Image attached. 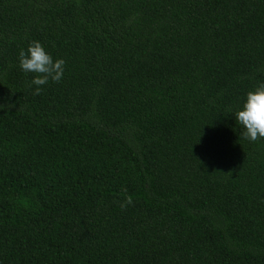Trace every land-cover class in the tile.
Wrapping results in <instances>:
<instances>
[{"label":"trees","instance_id":"obj_1","mask_svg":"<svg viewBox=\"0 0 264 264\" xmlns=\"http://www.w3.org/2000/svg\"><path fill=\"white\" fill-rule=\"evenodd\" d=\"M262 82L264 0H0V264H264Z\"/></svg>","mask_w":264,"mask_h":264},{"label":"clouds","instance_id":"obj_2","mask_svg":"<svg viewBox=\"0 0 264 264\" xmlns=\"http://www.w3.org/2000/svg\"><path fill=\"white\" fill-rule=\"evenodd\" d=\"M19 67L25 73H34L31 83L36 85L34 95L42 91L40 86L49 82L59 83L64 75L65 61L62 58L53 60L39 41H32L27 51L20 50L18 55ZM234 117L239 125L240 137L255 142L264 139V82L258 84L246 94L242 107L235 111ZM124 199L120 202L122 209L133 203L127 189L123 188Z\"/></svg>","mask_w":264,"mask_h":264}]
</instances>
